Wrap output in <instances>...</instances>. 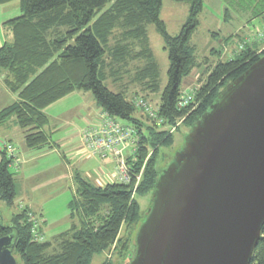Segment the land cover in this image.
<instances>
[{"label":"trees","instance_id":"obj_1","mask_svg":"<svg viewBox=\"0 0 264 264\" xmlns=\"http://www.w3.org/2000/svg\"><path fill=\"white\" fill-rule=\"evenodd\" d=\"M13 1H20L22 13L5 22L12 39L0 46V79L15 99L0 109V124L14 117L22 130L24 146L52 149L51 135L44 131L49 125L44 109L69 93L82 90L92 93L96 111L106 112L121 128L131 129L134 144L123 149L120 156L128 168V182L112 179L99 184L87 179L83 172L73 173L76 192L69 201L71 226L53 240L45 238L39 242L32 238L31 226L34 220L39 223L41 215L22 203H18L8 224H4L0 214V238L13 236V254L22 264H91L94 255L108 252L113 244L116 253L127 252L128 242L121 239L119 232L126 223L132 229L139 226L149 213L143 216L135 196L152 193L163 169L158 165L161 145L172 143L176 123H185L190 131L219 93L259 60L264 50L257 54L259 47L254 36L236 34V45L242 49L237 48L232 57L220 59L219 51L210 48L208 55L197 58L191 36L198 29L204 0H171L189 5L177 35L168 33L160 17L162 0H0V4ZM218 3L223 7L225 21L234 16L230 13L236 9L239 18L260 19L264 23V0ZM148 24L158 30L168 51V77L161 91L158 63L146 46ZM103 53L110 54L106 60L115 71L136 59H147L136 78L143 82L142 91L159 92L157 107L150 106L156 111V118L162 120L160 125L143 110L139 115L145 119L137 115L136 100L149 103L143 95L137 92L129 99L104 84L99 72V64L106 63ZM202 65L205 67L196 80L199 86L184 93L182 79ZM185 97H190V101L180 107ZM6 144L3 141L1 147L0 139V200L13 205L17 195L15 163ZM261 228L250 264H264V224ZM135 249L128 255L134 257ZM113 263L110 259L100 264Z\"/></svg>","mask_w":264,"mask_h":264},{"label":"water","instance_id":"obj_2","mask_svg":"<svg viewBox=\"0 0 264 264\" xmlns=\"http://www.w3.org/2000/svg\"><path fill=\"white\" fill-rule=\"evenodd\" d=\"M190 129L124 264H250L264 224V55ZM13 240L0 238V264H18Z\"/></svg>","mask_w":264,"mask_h":264},{"label":"rangeland","instance_id":"obj_3","mask_svg":"<svg viewBox=\"0 0 264 264\" xmlns=\"http://www.w3.org/2000/svg\"><path fill=\"white\" fill-rule=\"evenodd\" d=\"M220 0H204V8L200 13V23L198 29L191 36V44L194 47L195 55L201 59L203 55H208L210 48H214L219 51L220 59L230 58L234 54L237 48L242 49L241 46L236 45L237 36H243L257 34L258 31L264 29V23L257 19L251 27V30L246 28L238 32L232 31L238 24V13L236 9L231 11L230 14L234 16L229 20H223L224 11L222 12V5L218 3ZM189 5L182 2H173L171 0H162V9L160 11V17L165 23L167 31L171 35H177L180 31V27L186 19ZM20 1L7 2L6 4H0V46L12 39L10 30L5 24L8 19L19 16L21 14ZM147 29V48L152 53V57L155 63H158V83L160 85V91L164 88L168 77V51L165 48V41L158 32V30L152 25L148 24ZM213 33V34H212ZM231 35L235 38L231 39L228 36ZM229 38V39H227ZM252 43V42H251ZM249 43V44H251ZM257 54L264 50V38L256 41ZM236 45V46H235ZM253 46V45H252ZM251 46V47H252ZM142 47L141 44L137 46L138 49ZM238 50V51H239ZM106 51V48H105ZM237 52V51H236ZM103 58L106 60L109 58V53H103ZM263 56V55H262ZM218 57V58H219ZM215 59V56L211 58ZM109 60H106L105 66L100 65L99 72L104 84L115 92H123L126 98L133 99L134 95L138 92L139 95H143L151 106L154 108L158 105L159 92H144L141 90L143 82L136 78V73L146 66L147 59H136L129 63L127 66H123L121 69L115 71L111 65H108ZM213 64V63H212ZM202 68L193 71L189 76L182 79V91L186 93L194 86H199L196 80L199 74L202 73ZM1 80V79H0ZM146 80H149L147 77ZM15 96L8 90L0 81V109L11 105V102L15 99ZM88 100V101H87ZM157 104V105H156ZM95 106V100L93 99L91 92L79 91L69 93L67 96L60 98L57 102H54L44 109V112L49 116V125L44 128L45 133L51 135V141L53 144H57L59 141L62 144L65 140L69 139V133H75L77 130L76 125L85 127L87 122L83 119L77 118L78 113H82L84 108ZM140 118L145 119L142 115L141 109L137 108ZM95 112V109L92 110ZM87 114V111H85ZM84 113V114H85ZM85 114V116H86ZM142 116V117H141ZM121 121V120H120ZM125 123L124 121H122ZM181 123V124H179ZM174 126L172 131V143L168 145H161L159 149L160 156L158 157V165L166 167L176 150L183 144L184 136L189 132L185 123L179 122ZM79 126V127H80ZM176 128V129H175ZM62 138V139H61ZM65 138V140H63ZM0 139L1 147L3 141H7L8 144L15 149L17 153V159L21 163L14 170L16 193L15 201L13 205H8L6 201L0 200V214L3 217L4 224H8L13 212L17 209V205L20 201H26L28 198L33 204L34 209L40 211L43 215L40 218L38 226L43 231V236L47 240H53L56 235L67 230L71 225V217L69 210V201L75 195V186L73 180V172H83L91 170V174L97 175V172L103 174V172L97 171L100 165V160L96 157L90 158V161H84L78 163L77 160H72L73 163L66 165L60 155V152L48 151V147L41 148H29L23 146L24 136L22 130L15 124L14 117L8 119L6 122L0 124ZM23 140V141H22ZM11 142V143H10ZM14 143V144H13ZM62 146V145H61ZM23 147V148H22ZM23 149V150H22ZM19 153L21 156L18 157ZM63 153H61L62 155ZM114 156H111V161L115 164ZM105 159V158H104ZM109 159V158H106ZM90 162V164L88 163ZM91 168V169H90ZM96 172V173H95ZM24 173V174H23ZM24 175L25 177H22ZM103 181H94L99 183H105L107 180L102 177ZM151 194H136L135 199L138 201L140 211L146 215L149 212L151 205ZM23 204V203H22ZM136 226L132 229V225L124 224L120 229L121 239H126L128 242L127 252L116 253L114 250V244L108 252L94 255L91 264H100L104 260H113V264H124L125 258H131L128 253H133L135 249V233ZM115 258V259H114ZM19 264H22L19 257H15ZM127 260V259H126Z\"/></svg>","mask_w":264,"mask_h":264},{"label":"built area","instance_id":"obj_4","mask_svg":"<svg viewBox=\"0 0 264 264\" xmlns=\"http://www.w3.org/2000/svg\"><path fill=\"white\" fill-rule=\"evenodd\" d=\"M253 36V41L262 40L264 38V29L258 31ZM188 101H190V97L183 98L179 106L182 107ZM135 105L152 119H157L156 111L144 99L136 100ZM161 121V119H157V125H160ZM79 132L81 134V141L90 155L97 156L103 160L104 158H111V156L115 157L114 159L117 162L116 169L112 170L111 178L123 182L130 180L128 168L120 157L123 149L134 144L133 132L130 128L123 129L106 112L96 111L91 120L87 121L86 126L82 127ZM4 146L8 154L14 158V148L10 144ZM29 216H31V219H34V215L30 214ZM33 222L31 226L32 238L39 242L45 240L43 234L38 231V221L34 220Z\"/></svg>","mask_w":264,"mask_h":264},{"label":"crops","instance_id":"obj_5","mask_svg":"<svg viewBox=\"0 0 264 264\" xmlns=\"http://www.w3.org/2000/svg\"><path fill=\"white\" fill-rule=\"evenodd\" d=\"M237 20L238 21L236 22V24L237 23H239V24H238V27H236L235 29L232 30L234 32H238L240 30H245L246 28L251 30V27L253 25H255L254 23L256 22L255 20L249 21L247 17L245 18V16H243L242 18H237ZM249 22H251V24ZM76 92H78V91H76ZM96 108H97L96 105L95 106H90V107H87V108L85 107L82 113H80L81 111L78 113L79 116L77 118H79V120L80 119H82V120L84 119L86 122L91 120V118L93 117L94 113L96 112ZM94 109H95V112L92 111ZM85 111H87V114L85 113ZM84 113L86 114V116H85ZM76 126H77L76 132L75 133H71L70 132L68 140H65V138H64L63 140H65V142L63 144L61 142L57 141L56 142L57 144L52 145L54 147L52 149H49L48 151H50V152L54 151V152H58L59 153V151L62 150V152H60L59 156L62 157V159L64 160V163H66V165H70L71 163H73L72 160L73 161L77 160L78 163H82L84 161H90V158L96 157V158H98L101 161L100 165L98 166L99 167L98 169H100V170H97V171L103 172V174H100V173L97 172V175L93 176L91 174V170H86V171H84L83 174L86 176L87 179H90V180H92V179L98 180V178H100V181L104 182V180L102 178L104 176L107 181H111L113 179V178H111V176H112L111 173H112V170H114V167H115L114 163L111 161V159H104L103 160V159H101V158H99L97 156L90 155L86 151V149H85V147H84V145H83V143L81 141V134H80L79 131L81 130L82 126H80V125H76ZM22 143H24V141ZM61 153H63V154L61 155ZM19 156H21V153H19L18 157ZM13 160H14V163H15L14 168H15L16 171H18L17 168L19 167V164L21 163V161L20 160L18 161V159H17L16 149H15V157H14ZM16 161H17V163H16ZM88 163L90 164V162H88ZM22 177H25V176L22 175ZM99 184H104V183L99 182ZM19 203H23L26 206L29 205V207L32 209V211L36 215H38V216L41 215L39 217V221H40L41 217H42V219H44L42 213L40 211H37L36 209H34L33 204H31L32 202L28 198L26 199V201H20ZM17 209H18V205H17ZM11 219H12V217H11ZM11 219H10V221H11Z\"/></svg>","mask_w":264,"mask_h":264},{"label":"flooded vegetation","instance_id":"obj_6","mask_svg":"<svg viewBox=\"0 0 264 264\" xmlns=\"http://www.w3.org/2000/svg\"><path fill=\"white\" fill-rule=\"evenodd\" d=\"M132 258H133V257H131V258H127V260H126V261H131V260H132Z\"/></svg>","mask_w":264,"mask_h":264}]
</instances>
